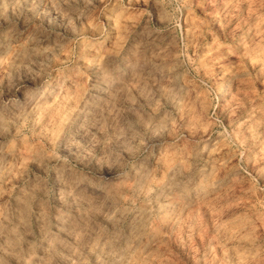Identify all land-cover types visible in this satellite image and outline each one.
<instances>
[{
  "label": "clouds",
  "instance_id": "9594fccd",
  "mask_svg": "<svg viewBox=\"0 0 264 264\" xmlns=\"http://www.w3.org/2000/svg\"><path fill=\"white\" fill-rule=\"evenodd\" d=\"M0 264H264V0H0Z\"/></svg>",
  "mask_w": 264,
  "mask_h": 264
}]
</instances>
